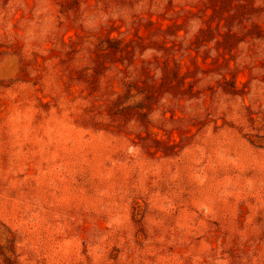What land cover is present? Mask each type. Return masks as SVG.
<instances>
[{"label":"rangeland","instance_id":"obj_1","mask_svg":"<svg viewBox=\"0 0 264 264\" xmlns=\"http://www.w3.org/2000/svg\"><path fill=\"white\" fill-rule=\"evenodd\" d=\"M0 264H264V0H0Z\"/></svg>","mask_w":264,"mask_h":264}]
</instances>
